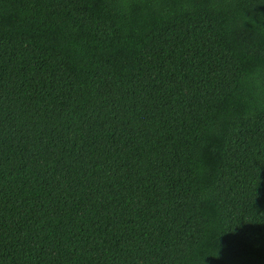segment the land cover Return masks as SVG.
Listing matches in <instances>:
<instances>
[{
	"label": "trees",
	"instance_id": "trees-1",
	"mask_svg": "<svg viewBox=\"0 0 264 264\" xmlns=\"http://www.w3.org/2000/svg\"><path fill=\"white\" fill-rule=\"evenodd\" d=\"M0 264H233V0H0Z\"/></svg>",
	"mask_w": 264,
	"mask_h": 264
}]
</instances>
